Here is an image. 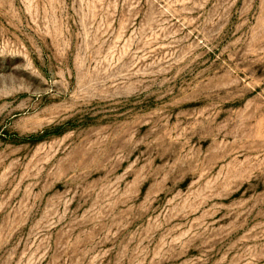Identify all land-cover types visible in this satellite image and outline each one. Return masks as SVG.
Segmentation results:
<instances>
[{
    "label": "rangeland",
    "instance_id": "374dc122",
    "mask_svg": "<svg viewBox=\"0 0 264 264\" xmlns=\"http://www.w3.org/2000/svg\"><path fill=\"white\" fill-rule=\"evenodd\" d=\"M0 264H264V0H0Z\"/></svg>",
    "mask_w": 264,
    "mask_h": 264
}]
</instances>
